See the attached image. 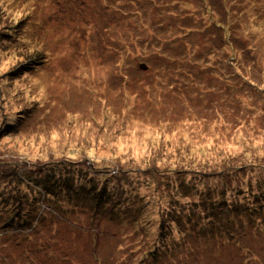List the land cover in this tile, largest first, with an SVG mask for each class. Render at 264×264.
Instances as JSON below:
<instances>
[{
  "label": "rangeland",
  "instance_id": "374dc122",
  "mask_svg": "<svg viewBox=\"0 0 264 264\" xmlns=\"http://www.w3.org/2000/svg\"><path fill=\"white\" fill-rule=\"evenodd\" d=\"M117 1L0 0V264H165L167 256L140 259L152 257L151 244L159 242L160 253L173 248L180 225L191 235L182 251L192 264H264V239L258 235H264V157L257 150L264 147V120L259 118L264 90L242 87L238 96L237 82L229 84L217 72L225 56L217 54L210 31L192 33L207 50L191 47V37L182 40L195 28V15L206 27L194 7L181 11L192 13L193 25L178 32L165 21L168 7L163 20H153L161 10L138 8L147 0ZM238 3L243 14L236 20L252 26L257 15L264 18V0ZM114 9L123 10L142 30L126 44L125 28L113 24L106 31ZM92 14L102 23L104 49L95 37ZM247 24L239 45L258 41L260 48L240 53L249 64L264 55V32ZM119 42L125 44L122 51L113 47ZM123 52L136 68L124 60L113 63L109 54ZM41 55L43 63L36 61ZM142 63L149 68L142 69ZM23 65L37 67L11 74ZM250 74L264 87L261 71L253 68ZM246 106L248 115L242 113ZM241 114L246 119L237 123ZM159 167H169L166 173L179 180H161L154 170ZM68 168L76 170L73 176ZM26 170H36L42 181L52 173L55 182L15 184ZM108 172L127 179L126 194L135 197L139 185L141 194L153 200L151 207L138 209L135 202L111 217L100 214L99 197L116 187L103 181ZM143 175L155 184L137 183ZM182 182L187 185L180 188ZM64 184L82 196L65 198L58 192ZM43 186L51 194L45 195ZM25 191L39 197L46 212L34 219L20 217L16 229L5 227L16 207L12 194ZM155 196L179 205V219L166 227L167 247L155 239L160 228ZM251 206L258 207L249 214ZM113 209H119L117 204ZM185 209L196 214L191 218Z\"/></svg>",
  "mask_w": 264,
  "mask_h": 264
},
{
  "label": "trees",
  "instance_id": "16d2710c",
  "mask_svg": "<svg viewBox=\"0 0 264 264\" xmlns=\"http://www.w3.org/2000/svg\"><path fill=\"white\" fill-rule=\"evenodd\" d=\"M111 4H116L118 1L117 0H109ZM148 2H143L142 4L138 5V8L141 11H144L146 8H148L149 6H153L151 12L154 9L157 10H161V14L162 15H157L153 17V20H163V12L165 9L168 10L167 12L169 13L170 17L169 19L165 20L167 22L170 23V30H175L177 29L178 32L180 30H184V28H188V24L191 23L192 24V19L193 16L191 15L192 13H190V15L188 16V13L184 15V13H182L181 11L185 9V7H188V11H193L192 7H194V12L201 14V17L205 18V24L206 27H203V24H201L199 26V22L196 21V15L194 17V24H195V28L193 30L188 31V33L186 35H184L182 37V40L185 39L187 37V39L189 40V37H191V47L195 44V46H198V50H202L203 48L205 50H207L203 44H202V40L200 37L196 38L192 36V33H200L201 30L204 31H210L211 34L213 35L215 42H216V52L217 54L223 53L222 56H225V58L221 57L219 58V62L221 65H219V69L217 70L218 73H222L223 76H226L225 79L228 80L229 84H232L233 81L237 82V86H238V96L242 95V87H244V90H246L247 92L250 90L251 91V86H255L257 87V91H261L264 90L263 86H260L255 80L254 78L251 77L250 74V70H252L253 68H256L258 71H261L262 76L264 77V55L263 57L260 56H255L256 60L250 59L249 64L246 61H243L242 58L240 57V53H243L246 51V53L248 52V50L250 49H260L258 46V41H252L253 45H246V46H241L239 45L240 41H245L243 39L244 35L247 36V32L245 30V28L243 27L245 24H247L246 22L240 20H236L235 18H240L241 17V13L243 14V11H241L242 9V5L238 2L242 1V0H173L172 2L170 0H147ZM201 1V2H200ZM169 6L172 7L171 11H169ZM239 11V13H237ZM114 17H112V23L111 25H107L106 26V31H109V29H111L113 26V24H117L119 27L121 28H125V30L122 33V37L123 40L125 41V44L128 43L131 38L137 33V31H142L140 28H138L137 26H134L128 19H130L131 17L127 16V14L120 9H114ZM139 11V10H138ZM249 12V11H247ZM235 15V16H234ZM234 16V17H233ZM95 18V15L92 14L90 16V18ZM191 17V18H190ZM257 20L255 22H250L251 25H248L252 28H256V29H262L264 32V18L261 17V15H257ZM152 20V21H153ZM190 22H189V21ZM95 24H96V28H95V32L96 35L95 37L99 39L100 42H102L103 44V49L105 47H107V44L105 41L106 37L103 36V31L101 30V24L99 23L96 18H95ZM187 23L186 25H184L183 23ZM163 24V22H161ZM153 25V24H152ZM161 27H163V25H160ZM197 29V30H196ZM240 30V31H239ZM14 32V31H12ZM10 32V33H12ZM264 37V36H263ZM192 38H195V40H192ZM110 40V39H108ZM170 43L175 42V38H171L169 39ZM111 41V40H110ZM238 41V42H237ZM112 42V41H111ZM190 42V41H189ZM224 43V44H222ZM122 43H118V45L113 46L116 50L119 49L122 51V49L120 47H122L123 45ZM167 45V44H165ZM227 45H231V50L227 47ZM262 45V44H261ZM264 46V45H262ZM33 50V49H32ZM264 51V50H263ZM36 54H41L39 51ZM110 58L113 59V63H117L120 60H124L129 67L132 68H136L138 65H135L136 61L125 55V53H121L116 55V57H114V53L113 54H109ZM206 54L203 53V57H205ZM41 58V59H40ZM45 58L43 57V55H41V57H39L38 59L40 60H36L39 61V63H43L45 61H43L42 59ZM109 59V58H108ZM107 59V60H108ZM106 60V61H107ZM146 64V63H145ZM26 65V64H25ZM147 65V64H146ZM37 66H22L20 68L14 69L12 70L11 74L13 75H17L18 73H27L30 70H34L36 69ZM148 67V66H147ZM149 68V67H148ZM143 69V68H142ZM145 70V69H144ZM147 70V69H146ZM206 70V69H205ZM235 79V80H234ZM238 81H242L244 83L238 84ZM263 84V81H262ZM257 91H253V92H257ZM260 101L263 102V106L261 111L259 112V118H261L262 120H264V95L263 98L260 96L259 97ZM245 112H242L246 115H248V112L251 110V108L249 106L244 107ZM245 115H240L239 118H237V123H240L242 121H244L246 119V117L244 118ZM257 150H261V153L263 154L264 157V147L263 148H259ZM244 164H241L240 168L243 167ZM245 166V165H244ZM232 165H229L228 168H231ZM115 169V168H113ZM77 170L79 172H81V168H77ZM154 170H156L159 173H156V175L160 176L161 180H165L166 177H171L172 181L174 180H179V178L175 177V176H171L170 173H166L169 170V167H159V170L154 168ZM120 171V170H119ZM36 170L33 172H28L27 170L25 172L19 173L18 174V179L16 180L15 184H19V185H25L29 186L30 185H36V184H40L41 182H44V184L46 183V181H52L55 182V178H53V174L52 173H48L47 175H44L45 180L42 181V179H37L40 178L38 174H35ZM25 173V174H24ZM93 174H97L94 172H90ZM89 173V174H90ZM113 173L117 174L118 172H114ZM98 175V174H97ZM163 175V176H161ZM70 176H73L70 174ZM42 177V176H41ZM147 177H145V175H143V177H138L137 180L139 184H145L149 187H152L151 185H154V181L153 180H147ZM33 179H37V183H35L33 181ZM70 181H72V179H70ZM104 182H108V183H113L116 187L115 189L111 192L108 191V193H105L104 195H102V197H99L98 201V205L100 208L99 212L100 214L103 213V215H108L111 217V214L114 212H118L121 210H129V208H133V206L131 205V203H135V202H139L140 204L135 207V208H140V207H151L153 200L152 199H147V195L142 194L143 196H137L135 195H131V194H126V192L124 193H120L117 194L115 192L118 191V189H125L124 187L128 184L127 179L126 178H116L114 174L112 173H105V176L103 178ZM29 182V183H27ZM187 185V183L182 182L180 183V188L182 186ZM57 190V189H54ZM43 191L45 193V195L51 194V189L44 187L43 186ZM200 191V190H198ZM60 194H64V196H66L65 198H75L74 196H82V192L78 189L72 188V187H68L65 186V184L59 188ZM51 195H49L50 197ZM258 196V195H257ZM5 199V197H3ZM168 198V196H167ZM166 197L161 198L159 200V198L157 197V199L160 201L159 204H157V208L154 207V210L156 213L154 215V219H156V222L159 223V231H157V235L155 236L156 242L158 240V238L162 239L161 241L164 240V245L165 247H167L169 245V242L167 241V225H171L173 224L174 221H176V219H179V209L177 208L178 205V201L177 200H173V199H167ZM77 199V198H75ZM156 199V196L155 198ZM156 199V200H157ZM9 200V199H8ZM13 200V202H15L16 207H14L11 211H10V215L11 216V220L10 222L5 225V227L11 226V227H15L13 224L15 222H17V220L21 217L23 220L26 219H30L36 217L38 214L40 216L44 215V213L46 212L45 206L43 205V203H39V197L32 196L31 193H29L28 191H25L23 193V195H18L17 193L12 194V197L10 198V201ZM103 202V204H102ZM118 203L120 205H118ZM126 203V204H124ZM149 204V206H144L145 204ZM23 204H28L29 206H32V208H27L25 205ZM102 204V205H101ZM118 206L119 209L114 210L113 208L116 206ZM121 205H125L124 209H121ZM230 205V204H229ZM44 206V207H43ZM92 206V205H91ZM95 207H97L96 203L93 205ZM258 207V206H257ZM257 207H248V212L249 214H252ZM192 210V209H191ZM191 210L185 209V212L190 213L189 215H191V218H193V215H195L196 213H193ZM221 210V209H220ZM238 210V209H237ZM200 214V213H199ZM8 217V218H9ZM124 217V216H123ZM160 219V220H159ZM11 221L13 222L11 224ZM142 224L145 225V223H143L144 221H142ZM193 222V221H192ZM193 225V223H192ZM191 225V226H192ZM170 227V226H169ZM168 227V228H169ZM16 229V227H15ZM185 229V228H184ZM180 239L177 242H173L171 245L173 248H167V251L164 252V250L160 253L158 252L159 249H161V245L159 242H157V245L151 244V246L154 247L153 252H152V257L146 255L144 258L142 257L140 260L144 261V260H149L151 258H153V256H155L154 261H159L161 260L163 257L167 256V261L165 262V264H192L191 262H189L188 260H186V256L183 253V249L184 247H186L187 245L191 244V242H187V236L188 238H191V235L189 232L186 233V229L185 231L182 229V226L180 225ZM140 234V233H139ZM146 234H153V233H148L145 232V236ZM160 234V235H159ZM183 235V236H182ZM261 238L264 239V235L263 234H258ZM154 237V235L152 236ZM148 239V238H147ZM148 244V243H147ZM179 247L178 250L174 249L176 247ZM159 264V263H157Z\"/></svg>",
  "mask_w": 264,
  "mask_h": 264
},
{
  "label": "bare ground",
  "instance_id": "6f19581e",
  "mask_svg": "<svg viewBox=\"0 0 264 264\" xmlns=\"http://www.w3.org/2000/svg\"><path fill=\"white\" fill-rule=\"evenodd\" d=\"M243 166H244V165H243ZM67 170H68L67 172H68L69 174H71V175H74V173H75V171H76L74 168H68ZM57 184H58V183H57ZM61 187H62V186H61ZM139 187H140L139 185L136 186V189L138 188V189L136 190V195L142 197L143 195L141 194V188H139ZM38 188H40V187H38ZM121 192H122V193H123V192L125 193V192H127V190H126V189H118V191L115 192V193L120 194ZM131 195H132V194H131ZM133 195H134V194H133ZM33 197H34V196H33ZM12 205H15V202H13ZM99 208H101V207H99ZM47 209H48V207H47Z\"/></svg>",
  "mask_w": 264,
  "mask_h": 264
},
{
  "label": "water",
  "instance_id": "95a60500",
  "mask_svg": "<svg viewBox=\"0 0 264 264\" xmlns=\"http://www.w3.org/2000/svg\"><path fill=\"white\" fill-rule=\"evenodd\" d=\"M141 68H143V69H145V70L148 69V67H147V65H146L145 63H142V64H141Z\"/></svg>",
  "mask_w": 264,
  "mask_h": 264
}]
</instances>
